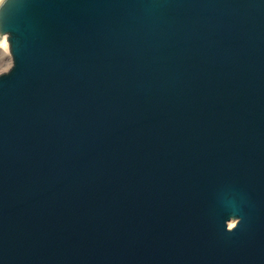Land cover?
I'll return each mask as SVG.
<instances>
[{"label": "water", "instance_id": "obj_1", "mask_svg": "<svg viewBox=\"0 0 264 264\" xmlns=\"http://www.w3.org/2000/svg\"><path fill=\"white\" fill-rule=\"evenodd\" d=\"M0 264H264V0H3Z\"/></svg>", "mask_w": 264, "mask_h": 264}, {"label": "rangeland", "instance_id": "obj_2", "mask_svg": "<svg viewBox=\"0 0 264 264\" xmlns=\"http://www.w3.org/2000/svg\"><path fill=\"white\" fill-rule=\"evenodd\" d=\"M8 44H9V41H8ZM11 59L12 57H11L10 49L8 51V55L2 56V54H0V71L7 69L10 66Z\"/></svg>", "mask_w": 264, "mask_h": 264}, {"label": "bare ground", "instance_id": "obj_3", "mask_svg": "<svg viewBox=\"0 0 264 264\" xmlns=\"http://www.w3.org/2000/svg\"><path fill=\"white\" fill-rule=\"evenodd\" d=\"M8 51H9L8 40L6 37H4V39L0 42V54H2V56H6L8 55Z\"/></svg>", "mask_w": 264, "mask_h": 264}, {"label": "clouds", "instance_id": "obj_4", "mask_svg": "<svg viewBox=\"0 0 264 264\" xmlns=\"http://www.w3.org/2000/svg\"><path fill=\"white\" fill-rule=\"evenodd\" d=\"M3 2V0H0V3H2Z\"/></svg>", "mask_w": 264, "mask_h": 264}]
</instances>
